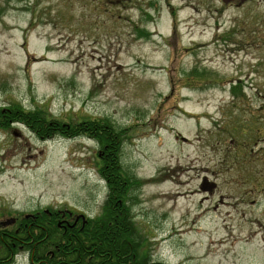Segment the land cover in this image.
Segmentation results:
<instances>
[{
  "label": "rangeland",
  "instance_id": "obj_1",
  "mask_svg": "<svg viewBox=\"0 0 264 264\" xmlns=\"http://www.w3.org/2000/svg\"><path fill=\"white\" fill-rule=\"evenodd\" d=\"M109 4L0 0V107L127 129L130 213L158 264H264V12L244 22L226 11L215 24L202 11L198 23L172 25L162 10L157 23L134 25L115 21ZM97 151L87 136L0 128V218L47 207L101 214ZM205 176L212 191L200 188ZM12 264L31 261L19 253Z\"/></svg>",
  "mask_w": 264,
  "mask_h": 264
},
{
  "label": "trees",
  "instance_id": "obj_2",
  "mask_svg": "<svg viewBox=\"0 0 264 264\" xmlns=\"http://www.w3.org/2000/svg\"><path fill=\"white\" fill-rule=\"evenodd\" d=\"M11 122L25 124L42 139H94L98 144L96 168L107 184L108 200L102 215L87 221H74L75 215L66 208L40 209L28 218L23 216L18 240H12L15 245L5 244L10 243L6 240L14 233V225H0V230L9 232L4 239L0 236V264H12L21 246L31 254L32 264H147L139 261L144 252L141 235L129 211L136 182L121 163L127 129L108 117L64 120L47 108H27L20 103L0 107V128Z\"/></svg>",
  "mask_w": 264,
  "mask_h": 264
},
{
  "label": "flooded vegetation",
  "instance_id": "obj_3",
  "mask_svg": "<svg viewBox=\"0 0 264 264\" xmlns=\"http://www.w3.org/2000/svg\"><path fill=\"white\" fill-rule=\"evenodd\" d=\"M110 2L109 9L112 10V15L115 16L114 20L122 23H128V24H134V25H150L155 24L160 20L161 18V12L162 10H165L170 19V23L172 25H178L181 22H189L194 21L196 23L199 22V17L197 14H202V11H205L206 15L201 17V20H206L208 18H212L214 20V23L221 24V20L223 19V15L226 13V11H243L244 17H246L244 22L249 21H258L260 19V13L261 11L264 12V0H108ZM187 9L189 15L187 17H183L184 15H179L180 11ZM122 11H125L124 14H122ZM131 11H136L138 13L132 14ZM197 13L196 15H194ZM138 15V18H137ZM240 15V14H239ZM243 17V18H244ZM247 20V21H246ZM224 22V19L222 20V23ZM231 23L236 25L239 24L237 18H232ZM155 33H152L154 35ZM117 196L112 195V198H116ZM108 200V198H107ZM106 200V204H107ZM107 205H105L106 207ZM104 207V209H105ZM52 208V207H50ZM59 209V208H54ZM68 209V208H66ZM47 210V209H45ZM70 213H72L75 219L74 221H80L83 219L84 221H87V218H96L102 215H96L91 216L86 213L82 212H74L71 209H68ZM130 211V209H129ZM38 212V211H36ZM104 212V210H102ZM33 213H29L24 215L25 218L30 217L33 215ZM9 223H7V220H12ZM64 221V220H63ZM114 222V221H113ZM76 223V222H75ZM13 224L15 228L14 233L9 234V238H7L6 241H9L10 243H5L6 245H15V242H13V239L18 240L19 232L23 225V217L21 215H13L11 217H7L4 219V217L0 218V225H11ZM60 225V224H59ZM129 227L127 226V229ZM0 236H2V239H4L3 235H7L9 232L0 230ZM136 231L139 233L138 229L136 228ZM17 234V235H13ZM5 241V242H6ZM143 248V253L138 256L139 261H146L147 264H158L157 262L153 261L152 257L148 256L147 251ZM21 251L15 254V257L19 253L28 254V257L30 258L31 264V254L29 251L25 250L21 246Z\"/></svg>",
  "mask_w": 264,
  "mask_h": 264
},
{
  "label": "water",
  "instance_id": "obj_4",
  "mask_svg": "<svg viewBox=\"0 0 264 264\" xmlns=\"http://www.w3.org/2000/svg\"><path fill=\"white\" fill-rule=\"evenodd\" d=\"M215 187H216V183L209 181L208 177L206 176L204 177V181L200 185V188L204 191H212ZM10 221H14V219L7 220V223H9Z\"/></svg>",
  "mask_w": 264,
  "mask_h": 264
},
{
  "label": "bare ground",
  "instance_id": "obj_5",
  "mask_svg": "<svg viewBox=\"0 0 264 264\" xmlns=\"http://www.w3.org/2000/svg\"><path fill=\"white\" fill-rule=\"evenodd\" d=\"M15 167V166H14ZM17 167V166H16ZM8 168H10V167H7L6 169H8ZM8 170H6V172H7ZM184 192H179V194H183ZM192 229V228H191ZM195 232V231H194ZM201 233V232H200ZM198 233L197 232H195V235H197ZM213 242H215V240H213ZM217 242H220V243H224L225 242V240H222V238H220Z\"/></svg>",
  "mask_w": 264,
  "mask_h": 264
}]
</instances>
